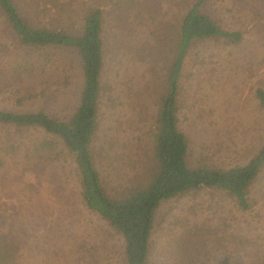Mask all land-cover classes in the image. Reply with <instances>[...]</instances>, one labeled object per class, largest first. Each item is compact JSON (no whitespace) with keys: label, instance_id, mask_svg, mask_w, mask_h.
Returning <instances> with one entry per match:
<instances>
[{"label":"rangeland","instance_id":"1","mask_svg":"<svg viewBox=\"0 0 264 264\" xmlns=\"http://www.w3.org/2000/svg\"><path fill=\"white\" fill-rule=\"evenodd\" d=\"M197 1L15 0L35 23L76 33L89 8L104 11L106 56L93 145L110 195L155 167L151 131L162 60L174 49L182 15ZM201 7L222 28L241 31L243 40L192 45L180 77L178 128L188 139L189 166L208 158L228 168L245 163L264 141L254 94L264 88V0H205ZM82 85L74 50L21 46L0 9L1 110H43L63 120L76 109ZM25 89L35 98L17 101ZM43 133L0 126V255H6L0 264H125L122 236L87 212L72 161L32 150ZM247 197L248 210L214 187L161 201L146 264H216L223 257L264 264V166Z\"/></svg>","mask_w":264,"mask_h":264},{"label":"trees","instance_id":"2","mask_svg":"<svg viewBox=\"0 0 264 264\" xmlns=\"http://www.w3.org/2000/svg\"><path fill=\"white\" fill-rule=\"evenodd\" d=\"M135 1V0H131ZM205 0L193 3L178 23V39L174 49L165 53L158 80V105L151 131L152 156L155 167L147 177L134 181L117 192L106 193L100 171L96 165L94 137L99 129L101 101V73L106 56L103 38V13L99 7L89 8L83 17L80 32L70 27H51L35 23L19 8L15 0H0V9L16 41L24 47L64 48L74 50L80 62L83 85L79 103L66 119L49 116L43 110L12 112L0 109V126L7 128H39L44 133L32 148L36 154H55L72 161L77 176L80 198L88 213L93 214L119 233L124 242L125 264H146L154 214L160 202L188 190L214 187L227 191L238 208L251 207L247 197L249 186L264 166V141L243 164L221 168L208 158H202L191 167L186 162L188 139L178 128V95L180 77L185 58L197 41L217 40L239 44L241 31H229L219 26L203 11ZM69 29V30H68ZM17 74V80L21 79ZM22 87L18 88L21 91ZM34 92L25 89L16 100L22 102L35 98ZM264 115V88L254 91ZM61 142V147L58 142ZM33 154V153H32ZM40 158L39 155H36ZM43 157V155H41ZM1 252H5L0 248ZM6 255L1 254L0 259ZM216 264H232L223 257Z\"/></svg>","mask_w":264,"mask_h":264}]
</instances>
